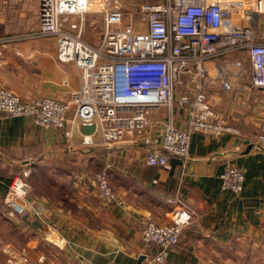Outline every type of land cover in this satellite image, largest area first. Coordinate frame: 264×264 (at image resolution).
I'll return each instance as SVG.
<instances>
[{
	"label": "crops",
	"instance_id": "obj_1",
	"mask_svg": "<svg viewBox=\"0 0 264 264\" xmlns=\"http://www.w3.org/2000/svg\"><path fill=\"white\" fill-rule=\"evenodd\" d=\"M39 10L40 0H0V88L22 101L67 102L80 87V73L74 64L58 61L54 39L29 38L38 32ZM91 15L102 18L87 15L83 40L95 47L102 31L88 33ZM206 68L210 103L240 135L192 134L187 161L170 157L165 168L147 166V148L129 138L104 147L83 146L76 136L71 144L63 130L0 114V264H136L140 256L155 254V247L142 241L144 224H170L168 201L174 198L195 216L164 264H264V150L254 147L264 134V90L253 88L250 74L240 75L233 66L208 62ZM168 118L184 129L187 109L175 104L171 112L149 113L153 122ZM228 165L244 175L240 194L221 189L219 177ZM23 168L36 181L26 200L28 215L12 218L2 212L7 209L3 200ZM103 169L117 196L110 206L100 202L93 184V174ZM42 177L52 180L48 192ZM12 227L18 239L6 238Z\"/></svg>",
	"mask_w": 264,
	"mask_h": 264
},
{
	"label": "built area",
	"instance_id": "obj_2",
	"mask_svg": "<svg viewBox=\"0 0 264 264\" xmlns=\"http://www.w3.org/2000/svg\"><path fill=\"white\" fill-rule=\"evenodd\" d=\"M88 14L102 15L103 30L95 47L83 40ZM29 38L54 39L58 61L74 64L80 87L67 102L49 98L22 101L0 88V114L63 130L71 144L76 136L83 146L113 147L132 139L147 148L145 163L149 167L165 168L170 157L187 161L192 134L240 135L207 97L208 62L239 70L240 62L230 65L227 59L245 53L251 86L264 90V0H164L143 3L128 18L109 9L107 0H40L38 32ZM135 74H157L158 81L135 82ZM185 75L192 94L180 96L175 103L187 109L185 128H177L169 118L151 121L152 110L172 111L175 87ZM221 84L224 90L230 87L226 80ZM83 127H94V131L84 135ZM254 147L264 150V134L257 136ZM29 174L23 168L9 183L3 202L10 216L28 215ZM219 178L222 190L242 192L244 175L238 167L226 166ZM93 184L103 205L117 203L107 170L97 172ZM168 202L173 207L170 224L147 222L143 226L142 241L155 247V254L143 264H164L183 230L193 223L194 211L179 198Z\"/></svg>",
	"mask_w": 264,
	"mask_h": 264
},
{
	"label": "rangeland",
	"instance_id": "obj_3",
	"mask_svg": "<svg viewBox=\"0 0 264 264\" xmlns=\"http://www.w3.org/2000/svg\"><path fill=\"white\" fill-rule=\"evenodd\" d=\"M143 3H151V2H149V0H108L107 6L111 10L122 12L126 16V18H128V16H130V14H135L139 5H141ZM87 20L90 22V27H88V29H90V30L88 31V33H90L91 35L94 36L96 33H98V32L100 33L102 31L103 22H102V18L100 16L91 15V17H88ZM237 61L241 63V68L239 69V74L240 75L242 74V75L248 77L249 64H248L247 57L244 55ZM176 87L178 88V90H177L178 96L191 95L192 94L191 83H190L189 77H187L186 82H184L183 84L177 85ZM175 103H176V100L174 97L173 98V106L175 105ZM95 174H93V177ZM2 212L9 214V212L7 211L6 208ZM9 216H10V214H9ZM10 217L15 218L14 216H10ZM2 231H3L2 226H0V234L2 233ZM6 238L9 240H14L15 238L18 239L17 230L14 229V227H12L10 234L7 233Z\"/></svg>",
	"mask_w": 264,
	"mask_h": 264
},
{
	"label": "trees",
	"instance_id": "obj_4",
	"mask_svg": "<svg viewBox=\"0 0 264 264\" xmlns=\"http://www.w3.org/2000/svg\"><path fill=\"white\" fill-rule=\"evenodd\" d=\"M133 81L135 82H157L158 81V75L157 74H135L132 76ZM45 182V185L43 186V181ZM40 180V183L43 187L46 188L47 192L49 191V189H51L52 187V180L47 179L45 180L43 177ZM35 177L32 173V171H30L29 177H28V182L30 185H35ZM37 183V182H36ZM15 229V228H14Z\"/></svg>",
	"mask_w": 264,
	"mask_h": 264
},
{
	"label": "water",
	"instance_id": "obj_5",
	"mask_svg": "<svg viewBox=\"0 0 264 264\" xmlns=\"http://www.w3.org/2000/svg\"><path fill=\"white\" fill-rule=\"evenodd\" d=\"M94 131V127H83L81 128V132L84 134V135H90L92 134ZM145 260V257L144 256H140L136 262V264H141L143 261Z\"/></svg>",
	"mask_w": 264,
	"mask_h": 264
}]
</instances>
